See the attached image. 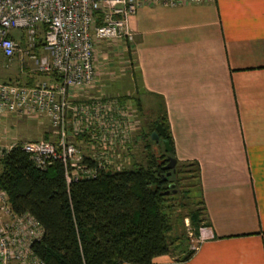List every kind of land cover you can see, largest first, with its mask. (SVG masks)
Wrapping results in <instances>:
<instances>
[{"label": "crops", "instance_id": "crops-1", "mask_svg": "<svg viewBox=\"0 0 264 264\" xmlns=\"http://www.w3.org/2000/svg\"><path fill=\"white\" fill-rule=\"evenodd\" d=\"M129 26L139 92L198 163L206 222L189 258L152 264H264V0L144 3Z\"/></svg>", "mask_w": 264, "mask_h": 264}, {"label": "built area", "instance_id": "built-area-1", "mask_svg": "<svg viewBox=\"0 0 264 264\" xmlns=\"http://www.w3.org/2000/svg\"><path fill=\"white\" fill-rule=\"evenodd\" d=\"M212 1L0 0V65L9 66L19 52L32 62L33 72L60 76L59 81L44 79L32 85L0 80V121L15 116L47 118L55 139L27 140L22 150L39 169L61 162L67 183L95 178L101 169L125 167L131 132L138 122L127 104L90 93L96 79L97 44L132 41L129 19L144 3ZM20 35L23 40L19 42ZM19 57L23 65L24 58ZM77 134L89 137L84 135L77 142ZM10 149L1 150L0 156ZM85 156L96 165L84 164ZM41 234L35 219L12 213L6 193L0 190V264H43L30 250L31 242ZM203 238L200 234L198 243Z\"/></svg>", "mask_w": 264, "mask_h": 264}, {"label": "trees", "instance_id": "trees-1", "mask_svg": "<svg viewBox=\"0 0 264 264\" xmlns=\"http://www.w3.org/2000/svg\"><path fill=\"white\" fill-rule=\"evenodd\" d=\"M18 40H23L22 35ZM21 67L16 80L9 78L6 82L32 85L36 76L60 80L56 72H32L23 77ZM115 98L120 104L132 99L137 111H144L138 96ZM154 111V118L147 121V130L141 128L140 136L149 139L159 123L164 134L154 142L167 140L170 151L164 150L162 142L163 149L149 151L145 163L133 161L129 167L101 169L95 178L67 183L61 162L54 161L39 169L19 141L2 154L0 190L6 193L12 213L27 214L41 226L42 234L31 242L30 250L43 264H152L157 256L172 255V250L183 247L187 238L184 234L171 235V199L175 196L189 201L185 217L192 235L199 236L200 228L206 226L199 196V165L175 158L163 100L158 99ZM84 135L77 134L76 141L80 142ZM41 138L55 139L52 132H44ZM133 142L128 145V152ZM167 156L176 159L172 170L163 168ZM83 163L89 167L96 165L89 156L84 157ZM193 252L186 248L179 258L187 259Z\"/></svg>", "mask_w": 264, "mask_h": 264}, {"label": "rangeland", "instance_id": "rangeland-1", "mask_svg": "<svg viewBox=\"0 0 264 264\" xmlns=\"http://www.w3.org/2000/svg\"><path fill=\"white\" fill-rule=\"evenodd\" d=\"M132 41H102L97 44L95 61L96 79L94 86L90 91V93L95 97L107 99H113L116 96L127 95V93L129 95L138 97H141V95L143 96L141 98V103L144 108L143 113H140L139 110L137 111L135 103L132 99H127L125 103L122 102V104H127L131 117L133 116L138 122L136 129L131 132V142H134L131 146V149L127 153L125 167L131 166L133 161L145 163L149 151L158 152L159 150L163 149L161 141L154 142L157 140L152 139L151 136L149 139L147 138L145 140L142 136H140L139 133L141 128L143 130H147V121L151 118H154V107L156 102H158V99L153 96H144L143 93L139 92L141 89L139 85L137 86L138 80L135 78L136 76H134L136 66L134 60L132 59V55L134 54L133 50H131ZM20 45L22 47V42ZM35 54L39 57L40 52L35 51ZM19 56L24 58L22 59L24 60L23 67H21V61L18 60L21 58ZM2 64L0 65V79L3 81H7L9 78H11L13 81L16 80V77L19 76L18 74L20 73V67L23 68V73L21 74L23 77H25L26 74L33 72L32 62L27 57L20 55L19 52H17L9 66L4 67V64ZM35 79L36 81H39L42 79L46 80L47 78L36 76ZM44 132H51L49 121L44 117L15 116L2 119L0 121V151L12 147L15 142L18 141L24 142L27 140L42 139L41 137ZM51 140H54V138H51ZM179 197L181 196H175L171 199V203L173 204L172 208L170 209L173 227L171 235L180 236L184 234V236H187L186 240L183 241L184 244L188 246L189 250H194L193 246L196 247L198 245V241L197 239H194V236L191 233V227L189 226V219L185 217L190 209V205L188 204L189 201L186 198L180 199ZM192 197L193 195H190L189 199ZM197 207H199V205ZM2 219L6 220L8 217L2 216ZM191 236L193 237L191 238ZM187 239L188 244L186 242ZM185 245L183 247H176L173 249V255H178L181 252L183 253L184 247H186Z\"/></svg>", "mask_w": 264, "mask_h": 264}, {"label": "water", "instance_id": "water-1", "mask_svg": "<svg viewBox=\"0 0 264 264\" xmlns=\"http://www.w3.org/2000/svg\"><path fill=\"white\" fill-rule=\"evenodd\" d=\"M164 132L163 129L161 127V125L158 123L156 124L155 130L152 131L151 133V138L154 140H158L159 137L163 136ZM164 144V150L169 152L170 151V146L167 140H163L162 141ZM176 164V159L171 157V156H167V163L163 166L164 169H168V170H172L174 169ZM170 174V171L167 172V175Z\"/></svg>", "mask_w": 264, "mask_h": 264}, {"label": "flooded vegetation", "instance_id": "flooded-vegetation-1", "mask_svg": "<svg viewBox=\"0 0 264 264\" xmlns=\"http://www.w3.org/2000/svg\"><path fill=\"white\" fill-rule=\"evenodd\" d=\"M167 163V162H166ZM168 170V169H167ZM168 171H166V173H167Z\"/></svg>", "mask_w": 264, "mask_h": 264}]
</instances>
